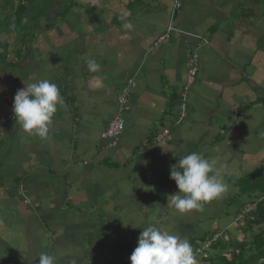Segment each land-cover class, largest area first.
Wrapping results in <instances>:
<instances>
[{"label":"crops","instance_id":"crops-1","mask_svg":"<svg viewBox=\"0 0 264 264\" xmlns=\"http://www.w3.org/2000/svg\"><path fill=\"white\" fill-rule=\"evenodd\" d=\"M19 2L0 0V264H39L41 252L56 264H131L142 231L131 223L152 218L193 249L219 231L246 237L238 226L256 198L239 187L264 165V0H31L21 12ZM192 51L198 72L177 123ZM39 79L66 104L44 140L12 108L24 81ZM125 87L124 129L109 146L100 134ZM169 143L216 160L229 190L177 212Z\"/></svg>","mask_w":264,"mask_h":264},{"label":"clouds","instance_id":"clouds-1","mask_svg":"<svg viewBox=\"0 0 264 264\" xmlns=\"http://www.w3.org/2000/svg\"><path fill=\"white\" fill-rule=\"evenodd\" d=\"M123 26L126 29L133 27L130 22H125ZM87 65L93 72L100 67L92 59L87 61ZM24 84L25 87L18 89L14 95L12 108L16 122L29 135L48 139L54 114L66 107L60 88L49 79L31 83L24 81ZM160 146L164 152L179 156L170 168V179L175 181L178 191L167 198V203L177 212L201 211L205 203L221 198L229 190L216 160L195 151L181 155L171 143ZM144 163L147 164V161ZM145 223L147 226L131 223L134 228H142L138 244L130 255L131 264H197L195 249L186 237L162 229L154 218ZM128 224L124 223L125 226ZM38 256L39 264H56L55 255L41 252Z\"/></svg>","mask_w":264,"mask_h":264},{"label":"trees","instance_id":"trees-1","mask_svg":"<svg viewBox=\"0 0 264 264\" xmlns=\"http://www.w3.org/2000/svg\"><path fill=\"white\" fill-rule=\"evenodd\" d=\"M31 0H20L19 12ZM17 11V12H18ZM248 182V183H247ZM245 187H239L240 193H249L255 200L254 205H250L252 210L246 212L242 217L241 224L237 226L241 228L243 232L248 233L246 237L236 243H230L225 239H220L210 244V246L199 254L198 256H204L205 264L207 261L214 262L215 264H264V165L258 168L255 173L244 182ZM247 183V184H246ZM249 184H256L253 188ZM240 194V195H241ZM260 199V201H258ZM250 204V203H249ZM201 246V245H200ZM230 250L231 257L228 259L222 250ZM210 250H215L218 254L213 258L207 259L203 254H208ZM247 261V262H246Z\"/></svg>","mask_w":264,"mask_h":264},{"label":"built area","instance_id":"built-area-1","mask_svg":"<svg viewBox=\"0 0 264 264\" xmlns=\"http://www.w3.org/2000/svg\"><path fill=\"white\" fill-rule=\"evenodd\" d=\"M171 31L172 28L167 27L165 29V32L159 37V39L160 40L166 39L169 32ZM197 72H198V55L195 51H192V53L189 55L187 59V69L185 72V77L181 89L178 93L179 104H178L177 117H176L177 123L183 121V119L185 118V113L187 111L188 94L195 82ZM127 94H128V90L125 87L122 89V92L117 97L116 112L108 121L105 129L100 134V137L102 139L109 141L110 144L109 146H114L116 144L118 137L120 136V134L124 129L123 113L127 108V100H126ZM167 133L168 130L164 129L155 136L156 137L155 139L158 141ZM237 220L238 218H236V220L233 222V225L237 224ZM223 237L224 234L222 231L212 234L211 237L204 242L202 247L195 249V254H202V252H204V250H206L211 243L218 241Z\"/></svg>","mask_w":264,"mask_h":264},{"label":"rangeland","instance_id":"rangeland-1","mask_svg":"<svg viewBox=\"0 0 264 264\" xmlns=\"http://www.w3.org/2000/svg\"><path fill=\"white\" fill-rule=\"evenodd\" d=\"M248 183V182H247ZM246 183V184H247ZM249 185H251L253 188H255L256 186H254V185H256V184H254V185H252V184H249ZM248 237V236H247ZM202 244V243H201ZM225 252H227V250L225 251ZM247 262V261H246Z\"/></svg>","mask_w":264,"mask_h":264}]
</instances>
